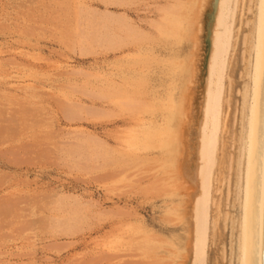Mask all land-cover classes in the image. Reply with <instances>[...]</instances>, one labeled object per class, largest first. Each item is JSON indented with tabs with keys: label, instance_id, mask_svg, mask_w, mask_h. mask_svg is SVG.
I'll list each match as a JSON object with an SVG mask.
<instances>
[{
	"label": "rangeland",
	"instance_id": "374dc122",
	"mask_svg": "<svg viewBox=\"0 0 264 264\" xmlns=\"http://www.w3.org/2000/svg\"><path fill=\"white\" fill-rule=\"evenodd\" d=\"M129 1L118 4L105 0H0L4 69L29 74L41 86L33 101L21 97L11 102L0 99V264H180L185 255L190 224L184 205L178 203L185 196L175 195L185 190L181 185L177 188L180 180L174 186L171 177L175 124L170 113L174 94L180 100L184 85L193 86L183 79L186 72L183 69L187 68L188 53L193 47L189 37L182 32L172 42L152 43L154 52L147 54L149 62L144 64L148 68L140 66V69L137 63L140 55L135 51L125 56L120 54L125 50L123 46L105 49L92 44L88 52L81 54L74 38L78 12L119 18L127 15L149 30L153 28L152 20H159L158 8L167 2ZM240 26L242 36H247L250 20L246 12ZM135 45L126 48L133 49ZM244 47L241 43L234 61L225 131L227 152H232L234 164L238 106L245 78L241 61V56L246 55ZM65 61L72 68H65ZM174 62H180V85L175 87L178 79L175 80L172 70ZM114 71L119 75L124 72L147 77L146 95L137 96L148 105L151 103L146 111L127 112L107 99L83 94L89 92L87 89L104 87L103 79ZM69 101L80 102L87 111L74 108L79 115L72 113V117L68 113L67 117L65 105L73 103ZM88 108H93L96 114H88ZM148 123L152 124L150 139L128 150L124 139ZM79 133L105 142L113 150L110 159L96 157L84 161L85 164L81 160L79 167L75 163L78 158L67 154L69 146L82 137ZM234 164L230 170L224 168L221 189L216 193L219 208L209 264H230L231 225L237 213ZM60 196L71 201L75 197L88 206L89 211L71 232L46 225L50 223L48 218L58 215L52 206ZM176 204L177 211L172 212L170 209ZM135 216L142 220L134 219ZM132 233L142 235L152 249L123 247ZM102 242L118 248L92 249Z\"/></svg>",
	"mask_w": 264,
	"mask_h": 264
},
{
	"label": "bare ground",
	"instance_id": "6f19581e",
	"mask_svg": "<svg viewBox=\"0 0 264 264\" xmlns=\"http://www.w3.org/2000/svg\"><path fill=\"white\" fill-rule=\"evenodd\" d=\"M105 1L118 4L130 2L129 0ZM158 11L159 20H152L153 28L149 30L142 28L127 15H121L122 18H119L112 14L97 15L93 14L94 12H88L83 15L78 12L80 13L78 15L76 13L75 16H78L75 17L77 27L74 31V38L79 53L89 51L92 44L103 46L105 49H117L123 46L122 49L125 47V50L123 49L124 51L122 50L120 54L124 53L126 56L132 53L131 51H135L140 55L137 58L140 69V66L144 68L143 66L149 62H146L147 54L154 52L152 43L169 40L172 42L182 32L189 37L193 47L188 53L189 63L186 69L184 66L183 70L186 72L183 79L186 84L193 86L184 85L183 91L180 92V100L175 94L171 100L170 116L175 124L172 132L174 152L171 177L174 186L181 181L177 188L181 185L185 190L181 191L182 188H180L181 190L177 191L182 193L175 195L185 196L178 203L182 202L184 205L183 210L185 216L189 218L188 225L190 224L185 255L180 264H209L215 215L219 208L216 193L221 189L224 168L228 167L230 170L234 164L232 152H227L229 145L225 139L232 87L231 75L235 70L234 61L237 52L240 51L239 46L241 43L245 45L243 51L246 55L241 56L245 78L240 91L237 152L236 160L234 159L235 184L233 186L237 213L231 225L230 264H263L264 0H167L164 6L158 8ZM245 12L250 20V26L247 36H242L243 29L240 23ZM83 13H85L84 10ZM129 44L137 45L133 49L126 48ZM174 56L178 57L177 54ZM2 58L0 51V99L11 102L21 97L33 101L38 97L37 89L41 88L38 82L24 72L21 75L20 72L5 70L4 62L6 61L3 62ZM179 63L174 62L172 68L175 80L178 79V84H174V87L180 85ZM71 66L68 61H65V68H72ZM145 68L148 67L145 66ZM141 70L138 72L143 71ZM114 73L110 76L108 74V78L103 79L102 82L106 83L103 84L104 87L100 85L99 88L97 86L98 89L91 88L92 91L87 89L91 93L84 92L83 94L95 96L96 99H107L119 109L128 110L127 112L146 111L151 103L148 105L144 100H139L137 96L146 95L145 90L149 88L145 89V86L149 84L147 77L143 78L142 74L135 77L124 75V72L120 75ZM65 106H67L66 109L64 108L67 117L72 113L77 115V110H86L85 105L82 104L83 107H81L80 102ZM71 107L73 111L70 112ZM92 109L88 108L87 113L94 114ZM151 126L150 123L143 124L142 129L124 139L128 150H134L139 144H145L146 140L150 139ZM88 136L78 138L73 146L69 144V149L65 148L68 149L67 154L80 159L79 161L75 159L78 166L96 157L108 161L113 150L99 138ZM231 138H233V133ZM183 184L186 186L183 187ZM87 207L75 197L71 201L70 198L67 200V197L60 196L56 198L52 206L53 211L58 212V215L53 214L52 219L48 218L50 225L45 222L44 224L59 228L61 231L71 232L76 229L85 212L89 211H86ZM170 210L177 211V204ZM134 219L142 220L137 216ZM128 240L125 245H122L123 247L136 246L137 249L144 251L152 249V245L142 235L132 233ZM119 246H121L120 243ZM117 248L112 243L102 242L94 244L92 249L102 251L103 249L117 250Z\"/></svg>",
	"mask_w": 264,
	"mask_h": 264
},
{
	"label": "water",
	"instance_id": "95a60500",
	"mask_svg": "<svg viewBox=\"0 0 264 264\" xmlns=\"http://www.w3.org/2000/svg\"><path fill=\"white\" fill-rule=\"evenodd\" d=\"M263 264H264V241H263Z\"/></svg>",
	"mask_w": 264,
	"mask_h": 264
}]
</instances>
